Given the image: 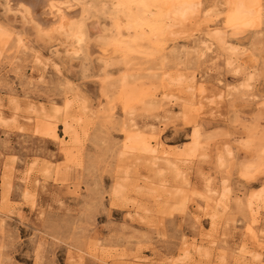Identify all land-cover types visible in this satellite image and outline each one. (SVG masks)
I'll return each instance as SVG.
<instances>
[{
    "label": "rangeland",
    "instance_id": "374dc122",
    "mask_svg": "<svg viewBox=\"0 0 264 264\" xmlns=\"http://www.w3.org/2000/svg\"><path fill=\"white\" fill-rule=\"evenodd\" d=\"M115 1L74 52L0 0V264H264V6L196 0L126 66Z\"/></svg>",
    "mask_w": 264,
    "mask_h": 264
},
{
    "label": "bare ground",
    "instance_id": "6f19581e",
    "mask_svg": "<svg viewBox=\"0 0 264 264\" xmlns=\"http://www.w3.org/2000/svg\"><path fill=\"white\" fill-rule=\"evenodd\" d=\"M7 2L11 11L23 13L29 29L32 30L34 26L38 29L37 31L44 33H53L56 30L70 32L74 35V43L78 46H73L74 52H77L84 42L88 44V49L92 50L93 43L90 44L86 40L84 27L79 24L78 18L82 10L79 0H7ZM113 4L116 13H121L126 18L125 22L134 29V38L130 36L128 40L124 39L125 35L121 31H117L115 37L113 36L118 42H123V45L119 44V46L123 53L122 62L127 66L132 61V54L142 52L139 44H137V39L145 38L152 46V36L158 37V35L169 32L179 19H185L191 13L197 2L196 0H117ZM263 6L264 0H229L228 13L224 17L223 25L221 26V23L217 22L215 29L235 31L242 26L249 25L256 21ZM165 18L172 22L169 26H165ZM119 22L121 19L116 21L118 29L121 28ZM221 40L226 43L223 35H221ZM102 55L108 56L107 53H102ZM120 99L123 100L124 104L129 102V96L127 92L124 93L123 88ZM156 144L158 143L156 142ZM142 147L147 151L157 149L151 143L144 144ZM212 199L214 203L207 201V206L214 208L212 215L216 216L220 210L219 207L225 210V205L216 198Z\"/></svg>",
    "mask_w": 264,
    "mask_h": 264
}]
</instances>
